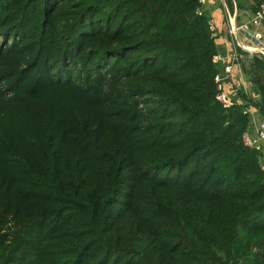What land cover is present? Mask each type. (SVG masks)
Segmentation results:
<instances>
[{"label":"trees","instance_id":"trees-1","mask_svg":"<svg viewBox=\"0 0 264 264\" xmlns=\"http://www.w3.org/2000/svg\"><path fill=\"white\" fill-rule=\"evenodd\" d=\"M199 5L0 0V264H264L262 153Z\"/></svg>","mask_w":264,"mask_h":264},{"label":"crops","instance_id":"crops-1","mask_svg":"<svg viewBox=\"0 0 264 264\" xmlns=\"http://www.w3.org/2000/svg\"><path fill=\"white\" fill-rule=\"evenodd\" d=\"M259 3V0H225V3H221L220 0H212L206 4L205 13L216 26L215 36L218 52L226 53L232 48V38L228 34L230 24L240 26L248 23L258 8ZM262 28H264V25ZM245 37L247 36L240 32L235 36V39L242 41ZM249 43L251 44V42ZM252 44L255 43L252 41ZM255 57L257 58L258 55H255L253 58L244 59L240 65L235 67L232 79L226 84L227 92H232L234 86H239L241 88L240 99L244 98V96L252 100L261 99L262 94L256 82H254V77L262 74L264 60L262 56H259L256 60ZM248 64L250 65L249 69L247 68ZM241 102L245 104V102ZM252 113L254 114V118L249 116L248 133L252 139L257 140L258 122L264 119V114L256 107L253 108ZM260 144L262 145L260 150L262 153L261 162L264 166V142L260 141Z\"/></svg>","mask_w":264,"mask_h":264},{"label":"built area","instance_id":"built-area-1","mask_svg":"<svg viewBox=\"0 0 264 264\" xmlns=\"http://www.w3.org/2000/svg\"><path fill=\"white\" fill-rule=\"evenodd\" d=\"M200 5L196 12L199 15L206 14L205 6L212 0H198ZM225 3V0H220ZM207 15V14H206ZM210 29L215 32L216 26L214 25L211 18L208 17ZM264 0H261L258 8L254 12L250 21L246 24L237 26L230 24L228 34L232 38V48L226 53L217 52L213 56V62L216 64L218 71L215 75V82L217 86V100L222 103L225 108H229L235 104H242L241 101L245 102L244 112L254 118L252 113L254 105L247 104L244 98L240 99L241 88L234 86L232 92L226 91V84L232 79L234 69L240 65L244 59L253 58L255 55L262 56L264 60ZM249 29H252V36L259 40V44H252L250 38L245 37L242 41L236 40L235 36L238 33H246ZM251 42V44L249 43ZM258 138L254 140L248 133V130L244 133V141L249 147L261 150L260 141L264 142V119L258 122L257 126ZM264 168V166H263Z\"/></svg>","mask_w":264,"mask_h":264},{"label":"water","instance_id":"water-1","mask_svg":"<svg viewBox=\"0 0 264 264\" xmlns=\"http://www.w3.org/2000/svg\"><path fill=\"white\" fill-rule=\"evenodd\" d=\"M252 33H253L252 29H249V30L245 33V35H246L248 38H250L255 44H259V40H257L256 38H254V37L252 36ZM247 68H248V69L250 68V65H249V64L247 65Z\"/></svg>","mask_w":264,"mask_h":264},{"label":"rangeland","instance_id":"rangeland-1","mask_svg":"<svg viewBox=\"0 0 264 264\" xmlns=\"http://www.w3.org/2000/svg\"><path fill=\"white\" fill-rule=\"evenodd\" d=\"M258 57H259V56H258ZM258 57H257V58H258ZM261 73L264 74V68L262 69Z\"/></svg>","mask_w":264,"mask_h":264}]
</instances>
